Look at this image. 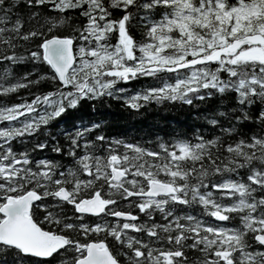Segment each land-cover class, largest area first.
Segmentation results:
<instances>
[{
    "label": "snow or ice",
    "instance_id": "6c2138e0",
    "mask_svg": "<svg viewBox=\"0 0 264 264\" xmlns=\"http://www.w3.org/2000/svg\"><path fill=\"white\" fill-rule=\"evenodd\" d=\"M0 264H264V0H0Z\"/></svg>",
    "mask_w": 264,
    "mask_h": 264
},
{
    "label": "trees",
    "instance_id": "16d2710c",
    "mask_svg": "<svg viewBox=\"0 0 264 264\" xmlns=\"http://www.w3.org/2000/svg\"><path fill=\"white\" fill-rule=\"evenodd\" d=\"M143 81L137 83L136 87L139 88ZM131 88L132 86L129 85ZM105 113L107 123L110 125L112 133H122L129 138L139 139L142 135L147 139V132L152 125L158 124L164 127L166 124L171 127H176L178 124L188 122L187 109L176 105L156 106L149 105L146 109H141L140 112L133 113L132 110L122 107L121 102L105 101L102 108ZM152 117L151 123L146 125L144 120ZM138 118V119H137Z\"/></svg>",
    "mask_w": 264,
    "mask_h": 264
},
{
    "label": "rangeland",
    "instance_id": "374dc122",
    "mask_svg": "<svg viewBox=\"0 0 264 264\" xmlns=\"http://www.w3.org/2000/svg\"><path fill=\"white\" fill-rule=\"evenodd\" d=\"M152 119H153L152 117H149V118H146L145 121L144 120H141V121L145 122L146 125H149V123H151Z\"/></svg>",
    "mask_w": 264,
    "mask_h": 264
}]
</instances>
